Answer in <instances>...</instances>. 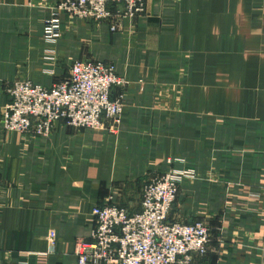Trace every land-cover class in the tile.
<instances>
[{"label":"crops","instance_id":"crops-1","mask_svg":"<svg viewBox=\"0 0 264 264\" xmlns=\"http://www.w3.org/2000/svg\"><path fill=\"white\" fill-rule=\"evenodd\" d=\"M57 1L0 0V264H36L51 229L47 264H77L94 206L134 213L143 182L174 168L195 174L170 218L208 225L205 264H264V0H147L114 31L62 15L48 42ZM77 59L128 81L111 90L124 101L114 133L62 122L47 136L4 129L11 81L49 86Z\"/></svg>","mask_w":264,"mask_h":264},{"label":"built area","instance_id":"built-area-1","mask_svg":"<svg viewBox=\"0 0 264 264\" xmlns=\"http://www.w3.org/2000/svg\"><path fill=\"white\" fill-rule=\"evenodd\" d=\"M146 4L147 0H58L44 21L43 38L54 42L60 37L62 15L108 22L114 31L123 18L144 14ZM127 85L113 65L86 59L73 61L67 76L49 86L13 80L5 89L9 102L2 114L3 127L47 136L62 122L75 129L105 125L114 133L122 122L124 101L122 95L112 99L111 90ZM193 174L191 168H174L150 176L142 184L140 208L134 213L115 204L94 206L91 237L76 242L77 264H190L203 257L211 241L209 229L202 222L170 218L181 181ZM55 245L51 229L47 249L35 253L36 264H47Z\"/></svg>","mask_w":264,"mask_h":264},{"label":"rangeland","instance_id":"rangeland-1","mask_svg":"<svg viewBox=\"0 0 264 264\" xmlns=\"http://www.w3.org/2000/svg\"><path fill=\"white\" fill-rule=\"evenodd\" d=\"M195 174V173H194ZM194 174H193V176H194ZM192 176V177H193ZM183 180H185V179H183ZM183 180L181 181V183L183 182ZM181 183H180V185H181ZM180 185H179V188H180ZM178 193H179V190H178ZM259 197V196H258ZM255 200H257V198L255 199ZM252 203H256V202H252V201H249V200H241L240 201V204H244V205H247V206H249V205H251ZM174 206V205H173ZM173 208V207H172ZM172 220L173 221H179V222H183V221H181V220H177V219H173L172 218ZM195 222H202L208 229H209V232H210V228L208 227V225L207 224H205L204 223V221H195ZM195 222H191V223H195ZM184 223H186V222H184ZM190 224V223H189ZM210 238H211V233H210ZM209 244H210V242H209ZM208 244V249H207V252H206V254L203 256V257H200V258H197V259H195L194 261H192L190 264H205V261H207V259H208V254H209V251H210V245Z\"/></svg>","mask_w":264,"mask_h":264}]
</instances>
